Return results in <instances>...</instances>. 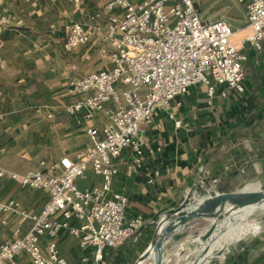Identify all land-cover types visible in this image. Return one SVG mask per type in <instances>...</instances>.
<instances>
[{
  "label": "crops",
  "instance_id": "1",
  "mask_svg": "<svg viewBox=\"0 0 264 264\" xmlns=\"http://www.w3.org/2000/svg\"><path fill=\"white\" fill-rule=\"evenodd\" d=\"M110 1L0 0V19L4 15L8 18L0 23V166L8 172L23 175L41 162H58L64 156L77 159L89 143L87 129L101 130L104 126V113L79 124L66 111L68 104L80 98L68 92L71 66L88 74L111 64L100 55L98 42L68 52L64 26L73 21L93 24L92 18ZM244 8L246 26L235 30L234 37L243 31L236 45L248 55L245 91L216 86L214 96H210L203 84L191 87L172 101L170 109L156 112L145 133L147 146L141 163L129 150L114 161L118 173L113 190L128 197V217L142 216L145 224L134 240L103 251L106 264H134L154 231L152 223L179 206L191 190L202 199L247 186L264 189V48L258 51L244 43L251 33ZM224 90L226 96L222 95ZM171 113L182 120L180 128H176ZM77 183L84 189L100 184L101 178L89 170ZM10 200H17L29 214H37L49 194L22 188L7 176L0 179V202ZM261 210L253 217L255 212L244 215L246 223L233 229L243 232L248 224L257 228L253 226L239 238L223 237L203 264H264ZM7 218V224L0 222V244L23 237L32 227L31 219L15 212ZM210 226L208 220L195 219L183 232L189 236ZM58 242L70 263L100 264L95 250L84 252L68 230H61ZM47 243L44 238L45 251ZM168 245L174 249L177 243ZM83 256H88L87 262L82 261ZM18 262L31 264L26 255Z\"/></svg>",
  "mask_w": 264,
  "mask_h": 264
},
{
  "label": "built area",
  "instance_id": "2",
  "mask_svg": "<svg viewBox=\"0 0 264 264\" xmlns=\"http://www.w3.org/2000/svg\"><path fill=\"white\" fill-rule=\"evenodd\" d=\"M238 2L246 6L251 29L244 43L260 51L264 48V0ZM92 19L93 24L73 21L64 26L65 49L73 52L98 42L100 55L111 66L81 74L72 65L68 92L80 98L68 104L66 111L79 124L99 113L107 120L101 130L87 129L89 143L77 159L64 156L58 162H41L23 175L0 166V179L9 176L22 188L49 194L37 214L23 210L17 200L0 202L2 224H7L11 212L32 220L23 237L0 244V264H19L21 255L28 256L31 264H72L59 248L63 229L84 252L95 250L96 260L106 264L103 251L134 240L145 224L142 216L128 217V197L113 190L118 173L114 161L129 150L141 163L145 133L156 112L170 109L172 101L191 87L203 84L210 96L216 86L245 91L248 55L233 44L236 31L226 20L204 19L195 0H112ZM5 22L4 15L0 23ZM226 94L224 90L222 95ZM170 118L176 128L182 126L175 114ZM89 170L101 183L82 189L77 182ZM259 232L260 228L254 234ZM44 238L47 251L42 247ZM88 259L82 257L83 262Z\"/></svg>",
  "mask_w": 264,
  "mask_h": 264
},
{
  "label": "water",
  "instance_id": "3",
  "mask_svg": "<svg viewBox=\"0 0 264 264\" xmlns=\"http://www.w3.org/2000/svg\"><path fill=\"white\" fill-rule=\"evenodd\" d=\"M263 207L262 188L247 186L239 191L218 192L202 199L191 190L179 206L164 212L152 223L154 231L134 264H148L150 260L153 264H203L228 230L240 223L242 214ZM195 219L210 221V228L186 236L183 231ZM171 241L177 243L174 249L168 245Z\"/></svg>",
  "mask_w": 264,
  "mask_h": 264
},
{
  "label": "rangeland",
  "instance_id": "4",
  "mask_svg": "<svg viewBox=\"0 0 264 264\" xmlns=\"http://www.w3.org/2000/svg\"><path fill=\"white\" fill-rule=\"evenodd\" d=\"M195 2L201 15L206 20H226L236 31L246 26L245 8L238 2V0H195ZM242 32L243 31L241 30L237 32L238 35L236 37H232L231 40L233 44L240 42ZM254 212L255 213L251 215L252 217L255 214H260L262 210H257ZM195 256L196 255H193V258H195Z\"/></svg>",
  "mask_w": 264,
  "mask_h": 264
},
{
  "label": "bare ground",
  "instance_id": "5",
  "mask_svg": "<svg viewBox=\"0 0 264 264\" xmlns=\"http://www.w3.org/2000/svg\"><path fill=\"white\" fill-rule=\"evenodd\" d=\"M250 187H251V186H250ZM252 187H253V186H252ZM253 188H257V187H253ZM261 209H264V207H263V208L256 209V210L246 211L244 214H242V215L240 216V219H239V220H240V221H239L240 223L237 224V225H235L234 227H231V228L228 230V232H227L223 237H225V236H229V237H232V238H239V237L242 236L243 233L249 231L253 226L257 228V226H255V225H246V226L244 227V231H243V232H242L241 230L233 229V228H235L236 226H238V225L244 223V221L242 220L244 215H247V214H249V213H252V212H254V211L261 210ZM241 222H242V223H241ZM258 230H259V229H257V231H258ZM223 237H222V238H223ZM215 248H216V247H215Z\"/></svg>",
  "mask_w": 264,
  "mask_h": 264
},
{
  "label": "trees",
  "instance_id": "6",
  "mask_svg": "<svg viewBox=\"0 0 264 264\" xmlns=\"http://www.w3.org/2000/svg\"><path fill=\"white\" fill-rule=\"evenodd\" d=\"M245 6V5H244Z\"/></svg>",
  "mask_w": 264,
  "mask_h": 264
}]
</instances>
